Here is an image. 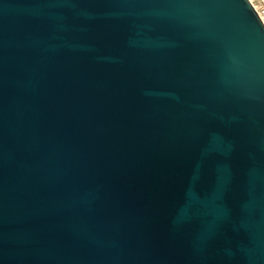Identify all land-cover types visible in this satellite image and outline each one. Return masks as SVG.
<instances>
[{
    "label": "water",
    "instance_id": "water-1",
    "mask_svg": "<svg viewBox=\"0 0 264 264\" xmlns=\"http://www.w3.org/2000/svg\"><path fill=\"white\" fill-rule=\"evenodd\" d=\"M0 264H264L250 0H0Z\"/></svg>",
    "mask_w": 264,
    "mask_h": 264
},
{
    "label": "rangeland",
    "instance_id": "rangeland-1",
    "mask_svg": "<svg viewBox=\"0 0 264 264\" xmlns=\"http://www.w3.org/2000/svg\"><path fill=\"white\" fill-rule=\"evenodd\" d=\"M264 19V0H250Z\"/></svg>",
    "mask_w": 264,
    "mask_h": 264
},
{
    "label": "bare ground",
    "instance_id": "bare-ground-1",
    "mask_svg": "<svg viewBox=\"0 0 264 264\" xmlns=\"http://www.w3.org/2000/svg\"><path fill=\"white\" fill-rule=\"evenodd\" d=\"M253 6H254V4H253ZM254 8L256 9V7L254 6ZM257 10V9H256ZM258 11V10H257ZM259 13V15L261 16V14H260V12H258ZM261 18H262V20H263V22H264V19H263V17L261 16Z\"/></svg>",
    "mask_w": 264,
    "mask_h": 264
}]
</instances>
